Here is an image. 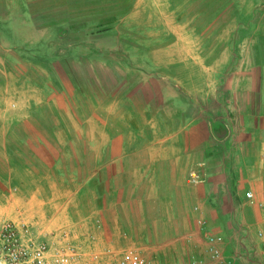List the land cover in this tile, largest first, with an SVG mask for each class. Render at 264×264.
<instances>
[{"label": "crops", "instance_id": "crops-1", "mask_svg": "<svg viewBox=\"0 0 264 264\" xmlns=\"http://www.w3.org/2000/svg\"><path fill=\"white\" fill-rule=\"evenodd\" d=\"M132 2L134 10L142 5ZM20 3L22 24L37 32L38 45L45 30L77 44L94 33L106 36L125 19L123 11H111L125 0ZM226 6L234 15L220 63L176 67L181 75L158 67L164 74L135 81L117 110L109 100L77 118L68 86L19 77L8 67L35 66L6 53L0 220L28 223L40 239L67 230L75 239L92 235L97 247L151 243L166 264H225L210 260L211 236L225 257H239L233 264H254L250 247L264 228V0H227Z\"/></svg>", "mask_w": 264, "mask_h": 264}, {"label": "rangeland", "instance_id": "rangeland-1", "mask_svg": "<svg viewBox=\"0 0 264 264\" xmlns=\"http://www.w3.org/2000/svg\"><path fill=\"white\" fill-rule=\"evenodd\" d=\"M11 1L0 0V16L5 19L8 15L11 19L9 23L0 21V79H5L3 75L8 71L1 67L6 66V53L25 62L23 66L30 62L35 67L8 68L21 78L29 77L47 87L68 86L66 98L77 118L89 111V105L101 109L109 100L117 110L118 99L125 93L133 94L135 81L143 84L151 75L164 74L165 69L158 67H174L175 75H181V68L176 67H198L200 61L202 64L220 63L221 50L229 44L224 39L230 33L229 19L234 15L226 6L227 0H142L136 10L132 0H125V6L111 9L123 11L124 21L112 26L113 30L106 36L94 33L76 44V41L54 40L53 30H45L44 39L38 45L37 32L22 24L20 0ZM59 17L67 18V15L61 12ZM188 32V38L182 36ZM10 35L11 40L7 41ZM18 35H24L26 41L13 39ZM21 42L26 44L24 49L18 44ZM70 42L77 46L70 47ZM14 45L21 51L14 49ZM49 52L62 54L48 55ZM119 105L122 106V102ZM59 115V124L68 127L69 119ZM139 243L137 246L146 247ZM255 246L250 247V258L254 264H261L260 252ZM152 248L150 243L143 249L146 256L156 264H166L152 254Z\"/></svg>", "mask_w": 264, "mask_h": 264}, {"label": "built area", "instance_id": "built-area-1", "mask_svg": "<svg viewBox=\"0 0 264 264\" xmlns=\"http://www.w3.org/2000/svg\"><path fill=\"white\" fill-rule=\"evenodd\" d=\"M189 179L196 183L199 178L191 172ZM246 196L252 197V193L247 191ZM199 225L204 228L203 221ZM73 235L66 230L47 234L48 239H38L30 224L0 220V264H156L136 241L129 240L119 247H97L92 235L85 240L75 239ZM257 237L255 247L264 264V230H258ZM207 239V251L213 262L233 264L239 258L237 255L225 257L214 244V238L207 236ZM192 263H201V260Z\"/></svg>", "mask_w": 264, "mask_h": 264}]
</instances>
